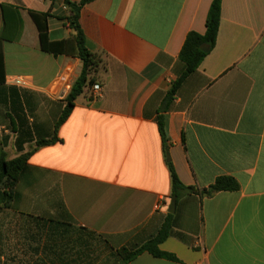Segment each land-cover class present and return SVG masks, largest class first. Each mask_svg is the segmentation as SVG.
I'll return each mask as SVG.
<instances>
[{"label": "crops", "instance_id": "1", "mask_svg": "<svg viewBox=\"0 0 264 264\" xmlns=\"http://www.w3.org/2000/svg\"><path fill=\"white\" fill-rule=\"evenodd\" d=\"M210 3L93 0L83 6L84 46L102 59L91 75L100 93L85 87L57 130L58 142L28 158L11 209L0 212V264H92L80 249L88 233L112 256L153 236L171 203L158 115L184 186L206 189L230 176L240 187L202 199L190 193L175 204L173 234L159 249L177 261L142 253L128 264H264V0H221L213 49L170 109L159 112L182 70L183 42L190 32L204 33ZM0 6L17 15L16 22L9 15L6 24L0 20V137L14 141L8 116L18 95L33 141L49 138L81 62L42 52L29 12H49L47 37L59 42L74 34L62 20L66 10L51 9L49 0H0ZM15 76L26 77L29 87L10 85ZM38 219L52 222L47 241Z\"/></svg>", "mask_w": 264, "mask_h": 264}, {"label": "trees", "instance_id": "2", "mask_svg": "<svg viewBox=\"0 0 264 264\" xmlns=\"http://www.w3.org/2000/svg\"><path fill=\"white\" fill-rule=\"evenodd\" d=\"M93 0H81L78 2H72L70 0H49L51 9L54 5H62L66 10V16L62 20L65 21L67 27L71 29L74 34L71 39L59 42H50L47 37V19L51 16L49 12L46 13H35L29 12V15L37 29L40 50L44 53L57 56L65 54L77 58L81 62V69L77 78L72 83L69 92L64 98V103L59 112L58 119L53 124V133L49 138H40L33 141L32 130L26 121L25 115L19 103L18 95L12 100V115L8 116L10 123V131L14 134L13 149L16 152V156L12 159L7 158V154L4 151V147L7 144L8 137H0V212L3 210L11 209V202L13 200L12 189L15 186L19 174L22 172L26 165L28 158L37 149L49 145H53L58 142L57 130L65 122L73 109L74 102L78 96L83 93V89L87 86H92L93 78L90 75V69L94 64V61L100 57L97 54L89 52L84 46V35L79 26V14L83 6ZM220 8L221 0H211L206 20H205V31L203 34H197L190 32L187 34L183 45L180 49L178 59L182 65V70L179 73L177 79L172 83L169 91L165 94L164 99L159 108V112H166L170 109L171 104L174 100L178 89L183 82L192 74H194L209 51H211L215 45L217 32L220 21ZM8 15L13 19V22L17 21V15L6 6H0V20L3 24H6ZM3 34H0V85L4 83V71H3V54H2V39ZM201 46H207L208 51L206 53L200 51ZM156 124L158 128L159 137L161 140L162 155L165 161L169 173L170 180V201H174L175 204L178 201L190 194L195 193L199 198H209L218 192H235L239 190V183L230 176H219L213 184L206 189L195 190L192 187L184 186L173 167L169 156L170 140L165 132V126L163 118L158 115L156 117ZM33 142V147L30 150H25V146ZM39 221L42 222L41 226ZM52 223L49 220L38 219L37 226L42 227L43 231L45 228L51 233L50 230L52 225L46 226L47 223ZM173 227V215L166 214L162 224L156 231L143 244L127 249L121 248L115 252L112 256L113 260L110 264H128L137 256L142 253H147L154 258L165 259L169 261H177L174 255L163 252L159 249L161 244L166 238L171 236L173 233L171 228ZM92 235L91 233H88ZM51 234L47 235L49 239ZM47 244V243H46ZM50 246V245H49ZM47 248V245L45 246ZM108 263V264H109Z\"/></svg>", "mask_w": 264, "mask_h": 264}, {"label": "rangeland", "instance_id": "3", "mask_svg": "<svg viewBox=\"0 0 264 264\" xmlns=\"http://www.w3.org/2000/svg\"><path fill=\"white\" fill-rule=\"evenodd\" d=\"M5 52H7V46L5 48ZM100 68H102V59H101V57H98L94 61V64L90 69V75H93L94 72ZM3 149L6 152L8 159L14 158L16 156V152L13 149V139L12 138H9V140H7V144ZM27 149H28V147H27ZM0 221H3V219L1 218ZM1 224H3V222H1ZM47 235H49L48 229L45 228V230H44L45 241H47L46 240ZM85 237H86L85 240H86L87 245H82L80 247V249L83 252H81V251L80 252L82 254L84 253V255L88 256V258H90V261L92 264H108L109 261H110V263L112 262V260H113L112 255L108 253L105 245L102 243V240L99 237H97L96 235H85ZM74 239L75 238H73V242H74ZM46 245L48 247L50 244H46V242H45V246ZM77 245H78V243H77ZM45 252H49V250H47L45 248Z\"/></svg>", "mask_w": 264, "mask_h": 264}, {"label": "built area", "instance_id": "4", "mask_svg": "<svg viewBox=\"0 0 264 264\" xmlns=\"http://www.w3.org/2000/svg\"><path fill=\"white\" fill-rule=\"evenodd\" d=\"M10 85L16 87V88H28L29 87V81L26 77L24 76H15L12 77L9 81ZM92 91L93 94L95 96H98L100 93V86L99 85H93L92 86ZM160 208V203L157 202V204L155 205V209H159Z\"/></svg>", "mask_w": 264, "mask_h": 264}, {"label": "water", "instance_id": "5", "mask_svg": "<svg viewBox=\"0 0 264 264\" xmlns=\"http://www.w3.org/2000/svg\"><path fill=\"white\" fill-rule=\"evenodd\" d=\"M200 51L206 53L208 51V47L207 46H201ZM174 211H175V203H174V201H171L169 209H168V213L173 214Z\"/></svg>", "mask_w": 264, "mask_h": 264}]
</instances>
